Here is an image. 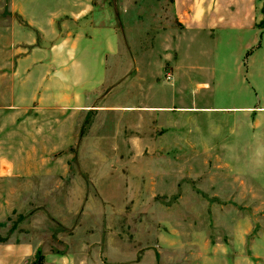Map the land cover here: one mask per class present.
I'll return each mask as SVG.
<instances>
[{"label":"rangeland","instance_id":"1","mask_svg":"<svg viewBox=\"0 0 264 264\" xmlns=\"http://www.w3.org/2000/svg\"><path fill=\"white\" fill-rule=\"evenodd\" d=\"M133 1L123 13L122 2L130 0H94L110 14L108 27L120 33L118 40L104 28L92 48L108 61L64 63L65 33L86 31L64 29L57 20L44 40L34 24L42 7L56 21L66 4L0 0V240L19 227L25 235L26 223L49 199L38 183L68 167L73 183L59 178L64 186L68 180L71 197L84 189L86 198L130 200L131 216L112 225L123 241L117 242L136 243L158 264L241 263L248 241L264 230V158H241L240 139L258 145L257 131L250 137L235 127L241 113L209 108L264 104V78L251 57L244 59L252 48L254 65L263 61L264 33L260 49L254 30L199 35L180 44L178 57L161 20L168 0ZM43 42L54 45L55 78H39L40 63L23 61L39 57ZM182 105L203 108L183 112ZM216 122L225 124L219 138L225 142L211 141ZM66 129L73 140L58 142L53 132ZM230 129L238 132L229 135ZM60 193L58 199L66 190ZM242 232L246 239L237 237Z\"/></svg>","mask_w":264,"mask_h":264},{"label":"crops","instance_id":"2","mask_svg":"<svg viewBox=\"0 0 264 264\" xmlns=\"http://www.w3.org/2000/svg\"><path fill=\"white\" fill-rule=\"evenodd\" d=\"M56 1L67 5L61 9L63 10L61 13L56 15V21L49 17L50 11L48 12L45 7H42L40 12L43 13V16L38 19L39 24H34L43 39H49L50 35L47 31L53 30L57 20L62 21V28L64 29L72 26L73 30L78 29L80 31L83 28L86 31L85 33L73 31L69 35L65 33V38L60 43L61 61L64 63H104L108 61L105 54L99 55L98 51H92V48L96 47L94 46L95 43L100 42V35L104 32V28L112 30L115 38L120 40V33L116 31V27H108L112 22L110 21V14L104 9L103 4L101 2L95 3L94 0ZM129 3L132 5L134 1L130 0L124 4L122 2L123 13L131 9ZM96 4L100 6L96 8ZM166 4L162 8L161 16L163 15V17L161 20L166 24L165 29L167 28L171 33L169 46L178 52V57L182 42L186 40L194 42L199 35L210 38L218 30H254L261 36V40L254 44V47L260 49L263 45L264 24L260 26V22H264V0H168ZM18 13L23 14L20 10ZM34 14H38L37 8ZM256 37L255 33L253 42H256ZM41 45L39 57H34V60H31L28 56L23 61L24 63L27 61H33L35 64L40 63L39 70H36L37 67L35 66V70L39 72V78H55L57 77L55 72L58 70L54 71L56 60L54 45H47L44 42ZM79 45L84 47V49L79 50L80 54H76L72 58L66 55L67 52L76 53ZM250 50L244 59L249 60L251 57L253 69H257L258 76L264 78V57L262 58L263 61L257 59L255 66L254 57L251 54L253 49ZM177 62L179 63V60ZM244 66L243 74L245 77L248 75L247 62ZM66 71L60 70L59 73L63 74ZM261 87L263 88V86ZM261 93L264 92L261 91ZM178 108L186 112L203 107L182 105ZM209 109L217 113L224 112L227 114L234 111L241 113V119H238L235 127L241 133L246 129L244 132L250 137L257 131L254 140L258 144L251 146L248 145L250 143L249 138L240 139L239 141L244 145L242 146L244 154L241 158H264V104L231 108L210 107ZM224 122L228 121L225 119ZM220 126L218 127L216 122L215 129L211 130L212 142L226 141L224 138L219 140L225 134V124ZM237 129L234 132L233 129L228 130L229 135L236 134ZM53 135L58 142H64L68 137L69 141L73 140L72 129L57 130L53 132ZM24 174L27 175L28 173L25 170L19 173V175ZM34 174L42 175L38 172ZM59 175H67L71 183L74 181V173L71 168L67 167L63 172H54L50 175L49 183L37 182L39 190L49 192V199L40 205L43 207L41 211H35L32 214L31 219L26 223L25 235L20 234L19 227L16 230L19 231L18 234H15V231L0 240V264H158L155 262L154 255L149 254L150 251L149 253L145 250L141 252L136 243L125 246L122 244L123 241L115 236L112 226L115 219L121 217V219L126 220L128 216H131V210L128 208L129 205L131 206L130 200L121 199L111 202L99 198H86L84 193L82 194L84 189L78 190V197L73 198L71 197L73 192L71 194L70 191L73 189L68 184V180L65 181L64 186ZM34 187L36 188L37 184H34ZM26 188L30 189L29 187ZM65 190V197L58 199V196L61 195L59 192ZM135 203H133L134 207L137 206ZM151 206L155 207L156 205L151 204ZM157 206L161 207L162 205L158 204ZM236 234L237 237L245 239L249 235L248 232H242L241 235ZM117 239L121 240L122 243L117 242ZM249 244L248 241L244 253H241L242 262L233 264H264V230L258 232L252 244Z\"/></svg>","mask_w":264,"mask_h":264},{"label":"water","instance_id":"3","mask_svg":"<svg viewBox=\"0 0 264 264\" xmlns=\"http://www.w3.org/2000/svg\"><path fill=\"white\" fill-rule=\"evenodd\" d=\"M113 5H114V3H113ZM114 9L116 10L115 5H114Z\"/></svg>","mask_w":264,"mask_h":264}]
</instances>
